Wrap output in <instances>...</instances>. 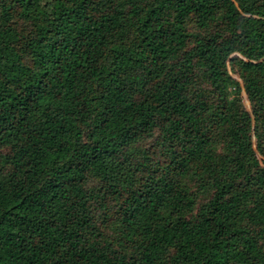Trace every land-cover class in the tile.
Segmentation results:
<instances>
[{
    "label": "trees",
    "instance_id": "obj_1",
    "mask_svg": "<svg viewBox=\"0 0 264 264\" xmlns=\"http://www.w3.org/2000/svg\"><path fill=\"white\" fill-rule=\"evenodd\" d=\"M0 264H264V0H0Z\"/></svg>",
    "mask_w": 264,
    "mask_h": 264
}]
</instances>
